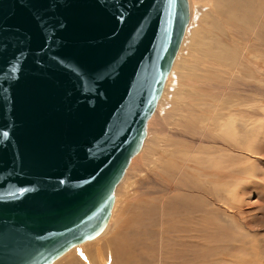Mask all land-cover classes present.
I'll return each instance as SVG.
<instances>
[{"label":"water","instance_id":"water-1","mask_svg":"<svg viewBox=\"0 0 264 264\" xmlns=\"http://www.w3.org/2000/svg\"><path fill=\"white\" fill-rule=\"evenodd\" d=\"M186 19V0H0V264L101 229Z\"/></svg>","mask_w":264,"mask_h":264},{"label":"rangeland","instance_id":"rangeland-1","mask_svg":"<svg viewBox=\"0 0 264 264\" xmlns=\"http://www.w3.org/2000/svg\"><path fill=\"white\" fill-rule=\"evenodd\" d=\"M234 13L216 9L203 21L214 22L219 15L230 19ZM263 21L259 20L257 30L264 31ZM262 41L250 42L242 52L229 41L232 49L224 50L219 67H229L225 72L232 84L262 80L250 62L253 52L262 49L257 45ZM203 79L180 85L181 92L172 98L169 131L158 137L150 162L132 180L134 184L119 191L118 198L125 203L114 210L112 229L100 239L103 245L95 242L89 252L94 247L105 251L115 241L125 240L141 253L139 262L125 264H264V131L252 153L242 140L213 134L204 125L209 116L227 117L230 123V112L249 108L254 98L238 90L225 98L217 96L210 90L214 75L205 73ZM231 106L235 110L228 113ZM249 126L254 127L253 121ZM191 162L193 171L187 169ZM196 164L213 169L210 181ZM149 173L166 185L175 183L177 189L169 195L141 191ZM191 253L195 255L190 260Z\"/></svg>","mask_w":264,"mask_h":264},{"label":"bare ground","instance_id":"bare-ground-1","mask_svg":"<svg viewBox=\"0 0 264 264\" xmlns=\"http://www.w3.org/2000/svg\"><path fill=\"white\" fill-rule=\"evenodd\" d=\"M186 1L187 19L180 39L153 107L146 117L144 134L140 139V143L127 160L121 174L113 185V198L104 224L96 234L70 243L44 264H125L129 261L139 262L138 257L141 253L136 251L135 247L130 246L125 240L115 241L112 246L106 247L105 251L96 250L95 247L92 252H89V250L95 242L103 245L100 239L110 233L112 229L114 210H118L125 203L122 198L119 200V191L125 185L134 184L132 180L142 171L144 165L150 162L149 156L152 155L151 153L156 147L158 137L169 131L168 119L172 115L175 106V101L172 98L181 92L180 85L184 81L196 79L202 83L205 73L213 74L216 79L213 83V88L210 90L217 96L225 98L234 90H238L246 96H252L254 103L250 104L249 108L242 110H235L233 106L226 108L228 113L231 109L235 110V112H230L229 114L232 119L230 123L227 117L222 120V117L212 118L209 116L207 117V123L204 125L213 134L221 137L228 135L234 140H242L243 146H246L252 153L258 147L259 138L261 137L260 132L264 131V120L262 119L264 115L262 102V97H264V31H259L256 27H259V20L261 22L264 20V0ZM216 9L223 12L237 13H234L230 19L219 15V19L214 22H204L203 16L211 15ZM248 27H255V29L248 30ZM257 39L263 40L257 44L262 49L259 53L258 50L253 52L250 62L251 68L262 76V80L257 79V81L245 84H232L230 75L225 72L229 71V67L227 65L223 69L219 67L222 63L224 50L230 51L232 43L239 47L242 52L250 46V42H254ZM257 119L260 121L258 122ZM249 121H253V128L249 126ZM218 123L222 124L214 126ZM194 165L195 163L193 162L189 163L187 169L193 171ZM196 167L199 171H203L208 177V181H210L209 176L214 174L213 169L202 164H196ZM147 171L150 172L148 168ZM177 187L173 182L166 185L157 181L149 173L146 175V181L142 182L140 189L143 192L157 191L162 192L163 195H169ZM225 193L234 197L231 191H226ZM198 254L202 253L199 252ZM194 255L195 253L189 254L190 260Z\"/></svg>","mask_w":264,"mask_h":264}]
</instances>
